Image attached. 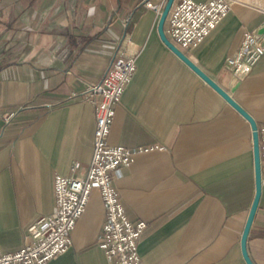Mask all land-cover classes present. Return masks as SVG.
<instances>
[{"label":"crops","instance_id":"1","mask_svg":"<svg viewBox=\"0 0 264 264\" xmlns=\"http://www.w3.org/2000/svg\"><path fill=\"white\" fill-rule=\"evenodd\" d=\"M145 1L0 0V255L23 247L27 227L55 210L56 174L91 160L95 106L80 93L121 49L137 69L109 142L163 146L115 172L128 217L148 224L143 264H247L241 238L256 192L251 124L162 41L160 16ZM263 24V9L235 4L191 51L258 125L264 55L235 90L226 59L245 31ZM262 178L247 240L255 264H264V160ZM105 212L94 187L71 246L48 264H114L99 246Z\"/></svg>","mask_w":264,"mask_h":264},{"label":"built area","instance_id":"2","mask_svg":"<svg viewBox=\"0 0 264 264\" xmlns=\"http://www.w3.org/2000/svg\"><path fill=\"white\" fill-rule=\"evenodd\" d=\"M166 1L153 3L146 0L144 4L160 16ZM244 2L264 10V0H175L166 19V34L191 58V51L230 9ZM263 55L264 33L257 37L254 32L245 31L240 45L226 59L232 83L236 85L249 76ZM136 69V58L120 49L101 78L89 83L80 93L85 101L95 106L96 127L91 160L87 164L73 161L68 174H56L55 210L39 215L27 227L29 240L19 250L0 255V264H48L64 253L72 244V231L85 213L94 187L99 188L106 209L99 246L107 259L114 264H143L139 243L148 224L143 219L128 217L115 184V172L131 166L138 153L163 149V146L127 147L109 142L116 107L121 103ZM258 131L263 161L264 123L258 125Z\"/></svg>","mask_w":264,"mask_h":264},{"label":"water","instance_id":"3","mask_svg":"<svg viewBox=\"0 0 264 264\" xmlns=\"http://www.w3.org/2000/svg\"><path fill=\"white\" fill-rule=\"evenodd\" d=\"M175 0H167L164 9L160 15L158 23V31L162 41L183 61L185 62L195 73H197L206 83H208L213 89H215L229 104H231L239 113H241L251 124L252 134H253V151H254V166H255V185L256 192L253 203L251 205L249 215L243 230L241 238V247L243 256L247 264H255L251 257L249 256L247 250V240L249 233L259 207V202L262 195V158L260 153V141H259V131L258 124L254 117L233 97V95L220 85L215 79L209 76L196 62H194L189 56H187L183 51H181L167 36L165 31V23L168 13ZM264 33V24L254 31V34L259 37ZM238 85L233 87L236 89Z\"/></svg>","mask_w":264,"mask_h":264}]
</instances>
